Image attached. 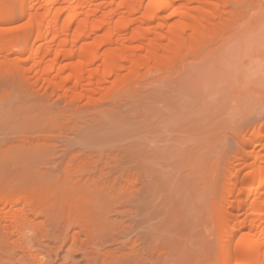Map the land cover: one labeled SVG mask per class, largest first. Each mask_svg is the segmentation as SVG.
Wrapping results in <instances>:
<instances>
[{"label": "bare ground", "instance_id": "1", "mask_svg": "<svg viewBox=\"0 0 264 264\" xmlns=\"http://www.w3.org/2000/svg\"><path fill=\"white\" fill-rule=\"evenodd\" d=\"M14 1L19 7L20 16L28 18L26 26L31 28L23 39L22 53L32 50L36 41L43 38L50 37L51 43L47 40L49 46L47 45L46 49L42 45L34 48L32 52L36 59L34 64H30L33 57L29 56L30 58L19 59L20 63H3L5 70L8 68L11 70L14 67L18 75L21 77L23 75L24 79H27L26 73L34 67L42 82L47 81L57 90L65 87L64 91L69 90L68 92H75L79 88L86 95H90L107 85L109 88L121 85L131 80L141 69H151L163 63H169L174 54L186 46L204 44L207 40L205 38L219 28L225 27L229 31H235L236 38H230L221 43L219 48L222 49L218 48L219 56L211 63L207 62L209 57L199 60L202 64V72L194 86L190 87L197 94L190 107L184 104L177 113L165 114L159 108L165 107L164 102L168 103L163 97L164 85L162 82H155L156 88L151 90L150 94L148 93L149 96L147 95L148 100L153 102L147 101L143 105L146 116L145 142L141 146L137 145L139 148L131 146L132 153L128 152L130 157L141 155L142 175L137 191L133 190L134 193L130 195L131 191L125 190L124 192L129 193L130 196L124 195L123 192L121 193L123 195L120 194L121 198L129 201L127 205L125 202L127 209L117 211V206L109 208V205H115L116 201L119 200L120 203L122 201L118 188L119 180L122 179H111L109 176L101 178V182L99 180L101 183L99 187H104L103 190L110 186L115 189L117 185L115 190L108 189L118 194L116 198L113 193L116 201L108 204L110 196L113 197V195L111 193L109 196L108 190L106 191L105 195L109 197L107 203L104 193L101 192L102 189L97 190L99 194L95 193L94 187L98 188V181L94 176L96 174L82 176L77 180H67L61 172L58 180L48 184L46 189L51 190L55 196L73 195L72 199L71 196L68 198V201L72 200L69 201L71 203L68 202V206L72 204L71 207L69 206L71 212L68 211L69 209L66 212L70 214L76 212L74 214L78 216L73 213L72 216L68 214V217L58 215L56 216L58 218L46 221L47 224L41 225V228L26 243L24 240L21 241L23 230L18 229L17 226L14 227L12 232H6L5 239L12 245L19 239L20 245H17L19 249L15 250V246L10 247L14 249L11 250L4 241V236L0 237V248L2 251L5 250L3 253L0 251V264H30L27 262L28 254L35 258L31 249L47 247L49 243L55 246L57 244L59 246L56 249L63 250L62 247L71 240L68 238L71 237L73 242V239L77 237L76 233H79L78 231L75 233L74 227L85 230V234H81L83 231L80 234L84 241L87 239L85 241L87 245L89 241L94 244V240V245H99L98 248L96 246L91 248L89 244L90 252L89 250L85 252L83 240V243H80L81 241L76 238L74 239L76 242L70 243L74 245L80 241L78 242L80 245L75 244L77 246L74 248L76 254L85 252L83 256L81 254L84 264L96 262L99 264H161V260L165 257L170 259V264H176L178 228L191 229L200 219L205 218L210 221L213 219L211 223L216 230V247L218 248L215 259L210 264H264V154L259 155L256 150L258 144L264 149L263 126L254 129L239 146L236 152V163L232 162L230 166L224 167L222 189L214 208L209 200L212 194L211 182L207 180L213 170V158L221 153V146H218L212 138L222 131L229 134L227 126H222V119H229L231 122L234 117L231 124L235 126L246 122L254 123L264 118V43H260L264 35V12H261L264 9V0H120L119 2L100 0L101 2L97 4L94 3L97 0ZM232 2L236 4V7L226 12L224 7ZM5 4L4 0H0V19L13 17V12ZM104 7L108 9L105 10ZM173 14L175 19L169 26L167 18H171ZM155 21L157 24L153 26ZM166 24L168 28H165ZM73 25L75 29L71 30ZM130 25L134 28L132 27L131 30L130 27L128 31ZM93 35H95L94 40L84 41L82 45H78L80 41L90 40ZM19 36L17 31L0 30V46L7 38L14 41ZM102 46H106L103 51H101ZM258 46L260 49L263 48L262 52ZM50 56L52 57L49 58ZM95 61L100 62L99 66H92ZM31 65L34 66L31 67ZM28 66L29 70L26 72ZM4 67L2 66L3 69ZM238 81L239 84H236ZM240 84L247 85V92L253 98L252 106L249 109L237 111L234 115L225 112L222 117L209 116L207 113L210 110L209 106L219 103L221 105L224 101L220 98L221 94L226 89H233ZM30 115L32 118L36 116L33 117L31 111ZM36 118L30 120L33 122L38 119ZM251 126L241 128L248 130ZM230 134H235L236 138H239L235 132ZM246 134L247 132L244 131V135ZM4 148L1 147L0 152L8 154L14 150L30 154L36 159L31 167L25 166L11 173L46 179L51 177L47 174L50 171L48 165L51 162L43 161V165L37 159L44 154H52L53 149L42 150L33 145L25 146L11 142ZM37 163L48 168L41 170L42 167L39 165L40 170L36 169L39 167ZM126 169L130 167L122 165L118 168V172L121 173ZM0 172H7V170L3 169ZM185 175H194L192 178L199 175L204 183L206 180L208 182L199 184L196 179L192 181L187 177L184 178ZM176 176H181L184 181H179ZM180 183L185 185L177 186ZM104 184L108 186L105 188ZM187 188L193 190L189 194V199L194 197L195 193H199L201 200L190 203L192 208L189 210L190 213L188 212L185 218L179 219L174 215V211L185 204L186 195L184 200L177 204L173 193ZM118 189L119 192L116 191ZM98 196L104 197L106 201L100 199L101 201L98 200V203H95L99 199ZM76 197H80L78 201L75 200ZM0 202L3 206L13 208L18 201L7 194H0ZM99 202L102 203L99 204ZM93 206L96 210L98 209L94 215L92 214L95 220L87 211V207L91 209ZM115 207L116 209H113ZM10 211L2 215L3 219L13 216ZM111 211L118 215V219L110 218V215L106 216ZM81 212L83 216L86 214L85 219ZM89 216L94 220L93 222ZM72 231L74 232L71 234ZM15 237L16 240H12ZM91 238L94 240L91 241ZM108 242L114 246L110 251L102 245ZM71 247L69 249L72 252ZM56 249L51 251L55 253L54 259L57 260V257L59 259L61 255L55 256L59 252ZM92 249L95 250L92 252ZM65 251L69 254L74 253H70L67 249ZM69 254L66 257H69ZM74 256L71 257L74 258ZM71 257L69 259L74 260ZM52 262L54 263H49L57 264L55 260ZM57 262L68 264L66 261Z\"/></svg>", "mask_w": 264, "mask_h": 264}, {"label": "rangeland", "instance_id": "2", "mask_svg": "<svg viewBox=\"0 0 264 264\" xmlns=\"http://www.w3.org/2000/svg\"><path fill=\"white\" fill-rule=\"evenodd\" d=\"M117 1L119 2L120 0ZM4 2L6 3L5 6L13 12V17L10 19H0V30L4 32L17 31L19 32L20 36L14 41H10L7 38L5 40L7 43L3 41V45L0 46V140H2L0 145H3L0 146V148H4V146L11 142L23 144L25 146L33 145L37 149L42 150L47 148L54 150L52 154H44L43 157L40 156L37 159V161H40V164H43V161L51 162V164L48 165L50 171L47 173L49 176H51L49 179H46L45 177L39 178L30 175H23L22 173H11L13 170H20L25 166L31 167V165L34 163L33 161L36 160L35 157H32L30 154H23V152H17L14 150L8 154L0 152V168L1 170H7V172H0V194H7L10 198L18 201L15 206H13V208L9 206H3V204L0 202V237L4 236L5 239L6 232H12L14 227L17 226L18 229L23 230V239L21 241L23 242L24 240L26 243V241H28L29 238L32 237L39 230V228H41V225L44 223L47 224L46 221H52V219L58 218L56 217L58 215H64L68 217V214L71 212L70 207L72 204L71 206L69 205V207L68 202L72 199L73 195L68 194L64 196H55L51 190L48 191L46 189L48 184L50 185L51 182H56L58 180L59 176H61V172L64 173L65 179L67 180H77L82 176L87 177V175L93 176L96 174L94 175L98 181H96L98 188H96L97 186L94 187L96 189V194L100 193H97L100 191L99 189L104 188L99 187L101 185V178L109 176H111V179H122L119 180L120 183L118 185L120 192L119 189L116 190L119 192V195L122 192L124 195H129V193L124 192L125 190L126 192L131 191L130 195L134 193L133 190L137 191V189L140 187L139 182L142 175L141 155H134L130 157L129 153H132L130 148L131 146L139 148L138 146H141L143 142H145L146 116L143 105L147 101H151V103L153 102L152 100H148L149 97L147 98V95L149 96L150 91L156 88L154 87L157 85L155 82H162L164 85L162 89L164 95L163 97L168 103L164 102L165 107L163 108L162 106L159 108H161L165 114L173 115L174 113H177L184 104V106L188 104V107H190L197 96L196 91L191 90V88L194 86L197 78L202 72V64L199 63V60L201 58L209 57L207 62L211 63L214 58L219 56V51L222 49L219 48V45L230 38L235 39L236 36L235 31L233 30L229 31V29L225 27L219 28L218 30H215V32L208 38H205V40H207L206 42L204 41V44L197 46H186L174 54L175 56L169 63H163L161 64L162 66H155L151 69H141L131 80L122 83L121 85L110 88L107 85V87H102L103 89H100V91L90 95H86L84 91L82 89H80V91L79 88L75 92L72 91V93L68 92L69 90L64 91L65 87H62L61 90H57L47 81L42 82L41 79H39V75L35 71V68L32 67L34 65H31V71L29 70L30 65L28 66L27 70H25L26 72L29 70V72L26 73L28 76L24 74L27 76V79H24L23 75L22 77L18 75V71L15 72L16 70H14V67L12 68L14 71H11L12 69L10 70V68L7 69L8 71L5 70L3 63H20L19 59H25V57H33V60L31 59L32 62L30 64H34V61L36 60L33 56L34 53H32L34 48L42 45V47H45L46 49V46H49V43L47 44V40L50 42L51 39L50 37H46V39H41V42L38 40L36 41V45L32 50L22 53L21 46L23 44V39L27 33L31 31V28L27 27L25 24L27 23L28 18H23L20 16L19 7L14 0H4ZM98 2L100 3L101 1L97 0L94 3L97 4ZM114 7L116 6L114 5ZM235 7L236 4L232 2L231 4L224 7V10L227 12ZM104 8L105 10L108 9V7ZM261 12H264V9H262ZM99 13L100 12H98V14ZM167 14H169V12ZM173 16L174 14L170 16L171 18H167L169 26L170 23L175 19ZM156 22L157 21H155L152 25H156ZM168 24L165 25V28H168L166 27ZM132 25L134 26V24ZM133 26L130 25L128 31H130V27L132 30ZM74 27L75 26L73 25L71 30H74ZM94 36L95 35L91 36L90 40L80 41L78 45H82L84 41L90 42ZM261 38L262 39H260V43L263 44L264 35ZM260 46H258V48L262 52L263 48L260 49ZM105 48L106 46H102L101 51H103ZM218 48L220 49L219 51ZM51 57L52 56L49 58ZM99 63V61H95L93 62L92 66L97 67L99 66ZM150 82H152V84H150ZM236 84H239V81L236 82ZM78 90L80 91V94H78ZM220 98L224 99L221 105L219 103L217 105L209 106L210 110L207 112L209 116L222 117L225 112H230L234 115L237 111L249 109L253 103L252 95L247 92L246 84H240V86L233 89H226V91L221 94ZM32 109H34V111ZM30 111L33 112V117L36 115L34 118H38H36V121L32 122L30 120H34V118H32L30 115ZM234 119L235 118L233 117L232 121ZM263 119L264 118H261L259 121H255L254 123L246 122L242 123L241 125L233 126L231 124L232 121L230 122L229 119L223 118L222 126H227L226 129H228L229 134H225L223 131L219 132L215 136L213 134L214 137L212 140L215 141L218 146H221V153L220 155L213 158V170L207 179L211 182L210 185L212 194L209 200L213 208L217 205L218 196L222 189L221 183L224 176V167H226V165L230 166L232 162L236 163V152L239 146L249 137L254 129L263 126L262 130L264 131V123H262ZM247 125L252 126L248 130L241 128L246 127ZM244 131L247 132L246 135H244ZM231 132L237 133L239 138H236L235 134H230ZM256 150L258 151L259 155L264 154V149L259 144L256 147ZM39 165L37 163V166ZM122 165H127L130 167V169L122 171L121 174L118 172V168ZM40 166L38 168L36 167V169L40 170L42 167ZM45 168L42 167L41 170H44ZM193 176L194 175H185L184 178L187 177L192 181L196 179V182L199 184L204 183L199 175L192 178ZM176 179L179 181H184L181 176H176ZM207 180L205 183L208 182ZM105 185L106 184H104V186ZM183 185L185 184L180 183L177 186L181 187ZM107 186L108 185H106L105 188ZM108 189H112L111 186ZM108 189H102L101 191L104 193L103 196H105L106 200L109 197H106L105 194L108 192V195L111 193V195H113L114 191L112 190L117 189V185L115 189L113 188L111 190L112 192ZM192 192L193 190H190L189 188L181 192L174 191L173 195L177 204L178 202L183 201L184 196L186 195L185 204L183 206H179L176 211H174V215L177 218H185L189 210L192 209L190 203H197L201 200L199 193H195L194 197L189 199V194ZM114 194L116 197L117 192ZM70 196L71 199L68 201ZM110 197L109 203L104 197H99V199L95 197L97 199V202L95 203H98V200L101 201L100 199L105 200L108 204H110L112 201L115 203L116 199H114V195L113 197ZM79 198L76 197V199H74L78 201L77 199ZM121 199V203L118 200L116 201L115 205H109V208L111 206H117V211H124L123 208L127 209L126 205L129 201L123 197ZM100 203L102 202H99V204ZM99 204H97V206H99ZM92 208H89V211L87 207V211L90 212V216L93 218V215L98 209L96 210V207L94 206ZM67 209H69V213H67ZM113 209H116V207ZM9 210H11L10 212H12L13 216L3 219L2 215L6 214V212ZM109 213L106 214V216L110 215V218L113 217L118 219V215H116L114 211ZM210 214L211 211L209 212V215ZM74 215L76 216L77 214ZM85 216H83L84 219ZM93 219H91L92 222L95 220ZM200 220L195 225H193L191 229L181 227L178 228L176 236V264H210L214 261L218 248L216 247V230L212 226L213 223H211L213 219L212 221H210L208 218L202 219L201 221ZM47 229L48 228L46 227V230ZM79 229L80 228L77 227L73 228L75 233L76 231L79 232L76 233L77 237L74 239L77 238V240L81 241L78 242L83 243L87 239L85 237L84 239L86 240L84 241L81 234H85L86 232H84L85 230L81 229L79 231ZM74 231H72L71 234ZM80 232L82 233L80 234ZM71 234H69V236ZM14 239L16 240V237L12 240ZM74 239L73 242H76ZM68 240L69 241H67L65 245L66 249L69 250L70 253H73L75 250V244L80 245V243L78 244L77 242L74 245H71L70 243L73 244L72 238L69 237ZM93 240L94 239L91 241ZM4 241H6V239ZM6 242L9 248L16 246L14 249H19L17 247V245H20L19 239H17L15 243L13 242V245L9 241ZM93 242L95 244V240ZM91 243L92 242L89 241L88 245L90 244L91 248H94L96 245ZM67 244L69 247L72 246V252L69 247L67 248ZM48 245L49 246L42 248H32L31 253L35 255V258H33L29 253L27 262L30 264H44V262L46 263V261L48 262L49 260L50 263H54L52 261L55 260V263L57 264H62L61 261H66L68 264L69 261H71L70 264H84L82 257L83 253L89 250L86 242L85 245L87 246L85 248L84 245L83 251L85 250V252H81L82 256L79 254L80 252H77L76 254V250L74 252L75 254L66 253L65 246L62 247L64 248L63 250H61V248L57 250L56 248H58L59 245L56 244L55 246L53 243H49ZM102 245L106 250L109 251L114 247L111 246V243L109 242ZM97 246L99 247L98 244ZM104 248L103 250H105ZM10 249L12 250L13 248ZM52 249L59 251L55 255H61L59 256V259L58 257L57 260L56 258L54 259L55 253L51 251ZM94 250L95 249H92V252ZM0 251H2V249ZM3 252H5L4 249L2 253ZM4 254L6 255V253ZM68 254L70 255L69 257H73L75 255L74 258L71 257L74 260L66 257ZM57 261L61 263H58ZM169 261L170 259L165 257L161 260V264H170ZM49 262L48 264H50ZM94 264H99V262Z\"/></svg>", "mask_w": 264, "mask_h": 264}]
</instances>
